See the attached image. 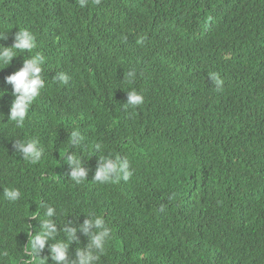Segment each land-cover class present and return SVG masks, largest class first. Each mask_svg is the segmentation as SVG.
I'll use <instances>...</instances> for the list:
<instances>
[{
  "label": "trees",
  "instance_id": "1",
  "mask_svg": "<svg viewBox=\"0 0 264 264\" xmlns=\"http://www.w3.org/2000/svg\"><path fill=\"white\" fill-rule=\"evenodd\" d=\"M19 29L36 47L0 65V264L32 260L41 205L56 209L58 234L35 264H58L49 246L65 226L78 229L74 260L93 214L111 229L99 264H264V0H0V44ZM36 54L45 87L17 126L6 77ZM132 90L144 97L135 108ZM31 139L35 164L14 148ZM69 151L86 157L80 184ZM109 153L130 162L129 180H93Z\"/></svg>",
  "mask_w": 264,
  "mask_h": 264
},
{
  "label": "clouds",
  "instance_id": "2",
  "mask_svg": "<svg viewBox=\"0 0 264 264\" xmlns=\"http://www.w3.org/2000/svg\"><path fill=\"white\" fill-rule=\"evenodd\" d=\"M87 2L88 0H79L81 7H85ZM97 3H99V0H97ZM7 38V35L0 33V40ZM35 47V35L27 29H19L15 33L12 46L8 47L0 44V65L9 66L13 59L18 56L17 52L23 53L28 51L31 53ZM3 68L5 67H0V70ZM134 76L135 72H129L127 74L128 79ZM209 78L215 83L218 90L222 87L223 80L218 75L212 74ZM56 80L62 84H67L69 76L61 72L56 77ZM6 83L12 85L13 90L11 95L14 97L8 115V121L15 122L17 126H22L29 114L30 107L41 95V91L45 87L43 57L40 54H36L25 59L20 69L6 77ZM5 94L4 91H0V98ZM143 103L144 97L141 93L135 90L128 91L126 106L135 108ZM70 137V143L73 149L80 146L83 142L79 131L73 130ZM14 148L16 153L22 154L24 160L33 164L40 161L43 155V149L35 139L26 142L17 141ZM97 149H103V145L96 143L94 145V151ZM82 152L83 149H81ZM109 154L108 157H101L93 180L99 184L115 183L121 179L124 181L129 180L132 176L130 162L126 158L112 153ZM85 158L83 154L78 156L73 151H69L65 156L66 162L72 168L70 172L71 180L76 184H80L86 180L87 170L84 167ZM3 196L9 201H17L20 199L21 193L19 189L6 188L4 189ZM41 206L47 208L44 214L47 219L41 220V229L36 234L30 236L29 244L31 246V252L28 254L32 257V260L28 264H35L36 258L40 257V253L48 246V241L55 240L58 234L57 223L52 219L57 215L56 209L52 206ZM89 216L91 218L86 219L79 227V231L89 238V243L85 247H78L76 249V258L74 260H68L70 245L74 241L79 243V237L76 235L77 228H68L65 226L63 231L67 236V240H61L49 246L52 260L58 262V264H99L102 256L106 252V244L111 238V229L107 225L104 217L94 214ZM43 259L41 258V260Z\"/></svg>",
  "mask_w": 264,
  "mask_h": 264
}]
</instances>
